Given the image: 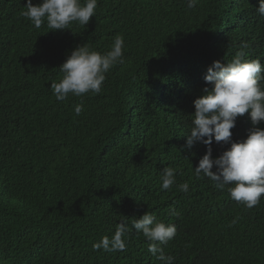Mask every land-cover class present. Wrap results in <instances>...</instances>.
I'll return each mask as SVG.
<instances>
[{
	"label": "trees",
	"instance_id": "16d2710c",
	"mask_svg": "<svg viewBox=\"0 0 264 264\" xmlns=\"http://www.w3.org/2000/svg\"><path fill=\"white\" fill-rule=\"evenodd\" d=\"M26 3L0 0V264H164L131 227L145 212L176 226L162 246L173 264H264V196L251 209L234 201L232 184L194 175L207 146L185 147L213 62H230L247 43L245 59L264 65L259 0H198L192 9L187 0H98L85 27L62 31L36 28L22 16ZM117 34L126 62L101 93L57 101L50 85L71 51L106 53ZM252 127L247 113L238 117L233 142ZM210 147L215 159L228 145ZM165 167L176 169L168 190ZM120 223L130 229L126 250H94Z\"/></svg>",
	"mask_w": 264,
	"mask_h": 264
},
{
	"label": "clouds",
	"instance_id": "9594fccd",
	"mask_svg": "<svg viewBox=\"0 0 264 264\" xmlns=\"http://www.w3.org/2000/svg\"><path fill=\"white\" fill-rule=\"evenodd\" d=\"M198 0H187V8L196 7ZM98 0H40L34 5L27 0L22 16L40 28L45 22L53 31L68 29L73 23L86 26L95 15ZM257 12L264 16V0H259ZM249 45L243 43L234 58L228 63L214 61L206 70L204 81L210 87L202 90V95L193 102L192 128L186 136L185 147L194 144L207 146L206 154L194 169L197 178L208 177L218 188L232 184L230 197L251 209L260 203L264 196V129L256 125L264 123V65L259 59H245ZM124 38L117 34L111 49L106 53L93 50L88 45L77 46L59 67L62 79L53 82L50 88L57 101H65L71 94L83 97L86 94L98 95L102 91L106 74L117 64L126 61L123 55ZM84 111L83 102L74 106L79 116ZM248 114L253 127L243 142H233L232 132L238 117ZM213 141L228 145L218 158H212ZM216 166V172L211 171ZM176 169L165 167L161 174L162 190L175 184ZM181 192L187 193V182L178 185ZM173 215H178L173 211ZM231 221L229 227L237 223ZM131 227L150 242L148 251L164 264H173L174 257L164 254L163 245L177 234L174 224H166L150 212L133 218ZM129 227L125 223L117 225L111 237L105 235L92 247L94 250L125 251L126 234Z\"/></svg>",
	"mask_w": 264,
	"mask_h": 264
}]
</instances>
